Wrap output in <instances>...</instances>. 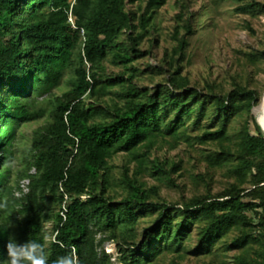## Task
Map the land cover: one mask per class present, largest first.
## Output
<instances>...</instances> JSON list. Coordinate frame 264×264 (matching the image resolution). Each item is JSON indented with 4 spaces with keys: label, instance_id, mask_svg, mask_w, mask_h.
I'll return each instance as SVG.
<instances>
[{
    "label": "trees",
    "instance_id": "16d2710c",
    "mask_svg": "<svg viewBox=\"0 0 264 264\" xmlns=\"http://www.w3.org/2000/svg\"><path fill=\"white\" fill-rule=\"evenodd\" d=\"M231 1L241 4L236 13H264L256 0ZM165 4L0 0V264L10 237L39 241L47 222L63 243L51 244L48 264L73 247L79 264H156L163 252L182 258L195 227L197 255L234 234L230 248L240 251L234 264H264V133L252 114L258 91L239 82L229 93L215 84L192 86L183 68L197 31L191 0L176 2L174 45L159 66L139 68L158 48L155 20ZM244 55L253 64L264 61V51ZM66 73L67 90L56 95ZM142 77L155 86L143 87ZM187 121L200 132L190 134ZM29 123L40 125L14 170V141ZM180 141L191 150L212 147L200 150L206 168L195 176L204 192L168 203L144 178L183 192L172 177L180 165L151 158L161 143L174 149ZM120 154L125 161L116 177L111 161ZM218 172L226 180L214 192ZM23 180L30 182L26 193ZM110 242L117 245L115 261L103 250Z\"/></svg>",
    "mask_w": 264,
    "mask_h": 264
},
{
    "label": "rangeland",
    "instance_id": "374dc122",
    "mask_svg": "<svg viewBox=\"0 0 264 264\" xmlns=\"http://www.w3.org/2000/svg\"><path fill=\"white\" fill-rule=\"evenodd\" d=\"M252 1L246 0L245 2ZM263 3L264 0H256ZM177 0H166V4L157 11L155 28L159 36L158 48L154 50L153 55L141 60L136 65L145 70L148 65L159 66L160 60L164 55L165 49H171L174 42L171 34L174 25V16L179 12L176 4ZM192 11L197 14L196 33L190 40V46L187 51V59L184 61V75L191 79L192 86L200 89L206 88L208 84H215L222 88L223 93H229L234 89V83L239 82L243 85L255 88L258 91V107L254 110L257 116V110L264 100V61L256 64L250 63L244 55V52L264 51V13L254 15L236 13L235 9L241 4L231 0H191ZM144 49L150 47L146 41ZM117 72L118 69H113ZM68 73L65 74L60 86L54 90L56 95H61L67 90ZM162 77H156L155 81L161 82ZM140 84L145 87L153 88L155 86L146 77L140 79ZM43 98L41 97L40 100ZM241 119L233 121L232 127L237 129L241 125ZM40 124L29 123L23 125L18 131L17 138L14 141L16 154L13 160V169L18 170L22 166L23 154L31 145L33 132ZM189 133L196 135L200 131L195 129L191 121H187ZM204 128L206 123L204 122ZM170 139L169 137H167ZM201 149L211 150V146H196L195 149H188L185 142L171 149L168 144L161 143L160 148L152 151L151 158H159L169 164L178 163L180 170L172 177L184 187L183 192L169 187L165 182H159L149 174L145 175L148 186H159L160 197L168 203H177L183 200V197H193L195 194L204 192L203 185L195 180V176L200 172H205L206 164L201 158ZM125 158L123 155L116 156L111 164L114 166L116 177L121 172ZM135 165L132 164V169ZM12 183L16 182V176L12 175ZM225 178L221 173H215L213 182V191L222 189ZM24 181V180H23ZM23 181H20L21 184ZM18 196V194H17ZM56 209V208H55ZM54 209V210H55ZM153 217L146 218L139 226L142 232L152 224ZM46 229L51 232L52 222L45 224ZM197 229L193 230L190 240L186 241L189 247L188 253L182 258H178L172 253L163 252L155 259L156 264H234L235 257L240 254L235 248H230L231 240L234 234L224 239L212 249L207 255H197L195 246L197 242ZM106 254L115 261L118 256L117 245L114 242L106 243L103 247ZM101 252V250H99Z\"/></svg>",
    "mask_w": 264,
    "mask_h": 264
},
{
    "label": "clouds",
    "instance_id": "9594fccd",
    "mask_svg": "<svg viewBox=\"0 0 264 264\" xmlns=\"http://www.w3.org/2000/svg\"><path fill=\"white\" fill-rule=\"evenodd\" d=\"M57 234L45 231L39 241L30 239L20 244L11 237L6 245L7 260L4 264H48V249L52 243H63L57 239ZM53 264H79L76 248L73 247L69 255L58 257Z\"/></svg>",
    "mask_w": 264,
    "mask_h": 264
},
{
    "label": "built area",
    "instance_id": "2783aa9c",
    "mask_svg": "<svg viewBox=\"0 0 264 264\" xmlns=\"http://www.w3.org/2000/svg\"><path fill=\"white\" fill-rule=\"evenodd\" d=\"M70 23L72 25V27H74V21L72 18H70ZM29 180H24L22 183H21V188L23 189V192L26 193L28 191V185H29ZM19 195V194H18ZM66 213H67V210L66 208L64 207V210L62 211L61 215L64 217V219L66 218Z\"/></svg>",
    "mask_w": 264,
    "mask_h": 264
},
{
    "label": "bare ground",
    "instance_id": "6f19581e",
    "mask_svg": "<svg viewBox=\"0 0 264 264\" xmlns=\"http://www.w3.org/2000/svg\"><path fill=\"white\" fill-rule=\"evenodd\" d=\"M261 106L258 108L257 110V120L259 121V123L263 126L264 128V100L262 102V104H260Z\"/></svg>",
    "mask_w": 264,
    "mask_h": 264
},
{
    "label": "water",
    "instance_id": "95a60500",
    "mask_svg": "<svg viewBox=\"0 0 264 264\" xmlns=\"http://www.w3.org/2000/svg\"><path fill=\"white\" fill-rule=\"evenodd\" d=\"M256 108V107H255ZM255 108H253V110H252V114L255 116V114H254V109ZM256 121H257V123H258V125H259V127L261 128V130H262V132L264 133V128H263V126L259 123V121L256 119Z\"/></svg>",
    "mask_w": 264,
    "mask_h": 264
}]
</instances>
